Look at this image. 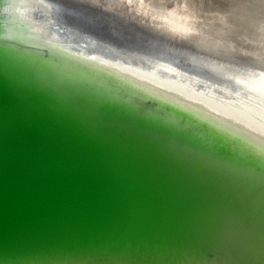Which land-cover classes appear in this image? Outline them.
Returning a JSON list of instances; mask_svg holds the SVG:
<instances>
[{
  "label": "water",
  "instance_id": "1",
  "mask_svg": "<svg viewBox=\"0 0 264 264\" xmlns=\"http://www.w3.org/2000/svg\"><path fill=\"white\" fill-rule=\"evenodd\" d=\"M147 2L0 0V264H264V0Z\"/></svg>",
  "mask_w": 264,
  "mask_h": 264
},
{
  "label": "bare ground",
  "instance_id": "2",
  "mask_svg": "<svg viewBox=\"0 0 264 264\" xmlns=\"http://www.w3.org/2000/svg\"><path fill=\"white\" fill-rule=\"evenodd\" d=\"M76 1H79V2H82V1H85L86 3H89V5L91 6V7H96V6H98L99 4H101V3H103L104 4V6H105V8L107 9V10H109V11H116V10H118V9H120V11H122V9L124 10L125 8H126V6H128V8H129V12L131 13V16H132V19L136 22V23H138V24H140V25H142V24H144V22L140 19L141 18V16L143 15V14H141L142 12H144L145 13V10L146 9H144V8H146L147 6H149L148 4H146V2L147 3H149V4H151L152 2L151 1H154V0H145V1H143V0H76ZM129 1V4H127L126 2H128ZM165 2V3H170V4H172V3H174L175 2V0H158V2L160 3V4H162V6L161 7H163L165 4H163V2ZM189 4V3H188ZM192 3H190L189 4V9H191V5ZM144 6H146V7H144ZM168 7H170V5H167V8ZM162 9H164V8H161V10L159 11V10H156L155 11V13L157 14V15H159L160 13H161V11H162ZM153 11V10H152ZM120 13H123V12H120ZM153 13V12H152ZM151 13V14H152ZM155 16V15H154ZM152 17V16H151ZM154 22H155V20H153ZM174 24V28H176V31L177 32H180L181 34H183V32L184 31H181V30H184L183 29V27L181 26V24L180 23H173ZM142 26H146L145 28H148L149 27V24L147 23H145V25H142ZM150 26H151V24H150ZM150 28V27H149ZM178 29V30H177ZM217 39V38H216ZM178 41H180L179 39H178ZM216 43H215V42ZM214 41H213V43H215V44H218V45H221L220 43H219V41H218V39L217 40H215L214 39ZM222 46V45H221ZM222 49L226 52H232L233 53V50H234V47H232V46H230V45H226V46H222ZM246 51V53H245V55H249V54H251L249 51L247 52V50H245ZM238 51H235L234 50V53L236 54Z\"/></svg>",
  "mask_w": 264,
  "mask_h": 264
},
{
  "label": "rangeland",
  "instance_id": "3",
  "mask_svg": "<svg viewBox=\"0 0 264 264\" xmlns=\"http://www.w3.org/2000/svg\"><path fill=\"white\" fill-rule=\"evenodd\" d=\"M103 5V8H105L104 4L102 3ZM114 13L116 14H119V15H124L125 17H127L128 13H126L125 10L122 9V11H120V9L116 10V11H113ZM120 12H123V13H120ZM129 16V15H128ZM130 18L132 19V17L130 16Z\"/></svg>",
  "mask_w": 264,
  "mask_h": 264
}]
</instances>
